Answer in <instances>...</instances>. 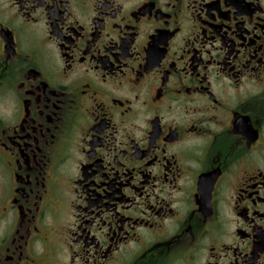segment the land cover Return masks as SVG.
<instances>
[{"label": "flooded vegetation", "instance_id": "obj_1", "mask_svg": "<svg viewBox=\"0 0 264 264\" xmlns=\"http://www.w3.org/2000/svg\"><path fill=\"white\" fill-rule=\"evenodd\" d=\"M0 264H264V0H0Z\"/></svg>", "mask_w": 264, "mask_h": 264}]
</instances>
